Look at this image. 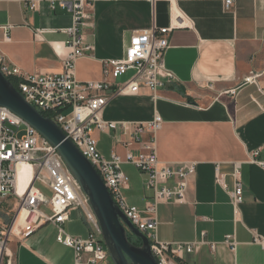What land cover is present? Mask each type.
I'll return each mask as SVG.
<instances>
[{
	"label": "crops",
	"instance_id": "1",
	"mask_svg": "<svg viewBox=\"0 0 264 264\" xmlns=\"http://www.w3.org/2000/svg\"><path fill=\"white\" fill-rule=\"evenodd\" d=\"M30 1L0 0V52L24 74H60L72 15L57 0H40L37 10H26ZM177 13L184 27L170 34L165 56L176 81L165 82L155 93L143 88L137 96L113 98L104 119L147 121L158 113L164 121L158 134L160 160L197 163L187 202L158 206L159 240L196 244L182 264H264V247L255 243L256 238L264 241V168L253 162L264 161V0H233L229 10L225 0H97L90 27L83 30L94 50L77 61V78L103 81L104 61L123 57L133 32L171 27ZM37 30L43 35L37 37ZM126 75L118 83L127 82ZM253 75L255 82L248 83ZM97 131L93 135L103 158L110 160L113 152L126 154L129 133ZM131 148L137 154L138 148ZM237 164L244 201L236 223L229 191ZM132 167L124 164L122 170L126 174ZM139 175L143 183L134 189L136 197H126L133 191L130 179L123 193L130 205L143 210L153 193L146 191L145 176ZM220 175L228 190L217 182ZM13 200L0 209L5 224L12 219L16 204L7 205ZM47 226L54 231L48 233ZM62 227L84 240L91 230L81 210H72ZM57 234V227L48 223L26 239L13 237L10 248L17 264H65L64 249L73 254L74 264L73 250L58 243ZM232 235L238 241L236 252L224 243ZM209 243L216 244L214 251ZM100 264L115 263L109 255Z\"/></svg>",
	"mask_w": 264,
	"mask_h": 264
},
{
	"label": "built area",
	"instance_id": "2",
	"mask_svg": "<svg viewBox=\"0 0 264 264\" xmlns=\"http://www.w3.org/2000/svg\"><path fill=\"white\" fill-rule=\"evenodd\" d=\"M40 0L25 4V9L37 10ZM97 0H57L58 5L71 13L73 24L65 32L69 39L63 44L67 50L64 70L60 74H24L18 67L11 66L0 52V72L8 80L17 82V90L25 100L43 115L54 121L82 154L92 163L101 176L106 188L121 212L149 240L151 252L158 264H182L185 255L195 252L193 243H166L158 238V206L160 204L187 202L190 181L197 170L196 162L169 164L162 162L158 154V134L163 118L154 113L147 121H107L104 112L116 97L139 95L141 89L156 92L165 82L176 81V75L167 69L165 56L169 49V36L184 27L175 14L171 27L137 30L121 58L104 61L105 79L99 82H83L76 75L77 61L90 55L94 47L86 42L83 30L90 27V18ZM233 0H225L229 10ZM55 8L53 2L52 5ZM6 30V28H4ZM37 37L43 31L37 30ZM133 71L127 82L120 84L122 76ZM257 75L246 81L255 82ZM111 79V81H109ZM235 93V91H231ZM119 131L130 134L125 142L124 156L113 152L106 160L98 150L94 131ZM117 140V139H116ZM121 143V140H117ZM131 146H136L137 154ZM258 152L254 157L258 156ZM254 163L264 168V161ZM28 165L33 170L31 184L23 195L18 193V167ZM124 164L134 166L145 176V189L153 193L143 210L130 205L123 191L129 187V178L123 172ZM234 188L229 191L236 223L239 221L240 206L244 201V185L240 165L232 174ZM42 181L52 192L48 197L37 188ZM217 182L226 190L224 176ZM15 198L13 217L9 224L0 221V264H17L16 255L10 248L13 237L26 239L37 229L51 223L58 229L57 242L73 250L74 264H100L109 257L103 242L102 229L89 200L71 173L57 148L44 139L34 128L5 108H0V209L9 198ZM45 206L51 215L42 211ZM72 210H81L91 230L87 238L70 236L62 226L70 218ZM24 217L23 224L19 225ZM224 243L236 252L238 241L234 235L227 236ZM255 243L264 247V241L256 238ZM211 249L215 243H209Z\"/></svg>",
	"mask_w": 264,
	"mask_h": 264
},
{
	"label": "water",
	"instance_id": "3",
	"mask_svg": "<svg viewBox=\"0 0 264 264\" xmlns=\"http://www.w3.org/2000/svg\"><path fill=\"white\" fill-rule=\"evenodd\" d=\"M0 108L21 118L57 148L89 200L101 226L104 244L115 264H158L148 238L121 212L92 163L61 128L28 103L1 72ZM129 234L138 238L142 246L132 245L128 240Z\"/></svg>",
	"mask_w": 264,
	"mask_h": 264
},
{
	"label": "rangeland",
	"instance_id": "4",
	"mask_svg": "<svg viewBox=\"0 0 264 264\" xmlns=\"http://www.w3.org/2000/svg\"><path fill=\"white\" fill-rule=\"evenodd\" d=\"M133 71H130L126 76H125V80L126 79H128V78H130L132 75H133ZM97 132H99V131H97ZM103 140H108L107 138V136L106 135H103ZM109 145V144H108ZM109 147V146H108ZM125 172H126V174H127V176H128V178L131 180V185H132V188H133V191L130 193V196H128V194H127V196L126 197H129V199H130V197H131V199L133 198L134 199V197H136V194L134 193V189H139L141 186H142V183H143V179H142V177L139 175V171L135 168V167H132V169L131 170H125ZM36 186H37V188L38 189H40L45 195H47L48 197H51L52 196V192H51V190L49 189V187L48 186H46L45 185V183L44 182H42V181H39V182H37V184H36ZM126 195V194H125ZM13 203V204H12ZM17 203V201L16 200H13V201H11V202H9L8 203V205H7V207H13L15 204ZM11 204V205H10ZM13 209V208H12ZM6 210H8V208L6 209ZM42 211L45 213V214H47V215H51V209L50 208H47V207H45V206H43L42 207ZM1 214V213H0ZM13 212L11 213V217H13ZM1 217V216H0ZM47 227H50V228H47ZM46 228H47V232L49 233V232H53L54 231V229H53V227H51V226H47ZM54 234L56 235V232H54ZM56 240V239H55ZM56 242V241H55ZM104 242V241H103ZM110 255V254H109ZM72 257H73V254L71 253V251L70 250H68V249H64L63 251H62V258H63V261H64V263L65 264H70V261L72 260Z\"/></svg>",
	"mask_w": 264,
	"mask_h": 264
},
{
	"label": "bare ground",
	"instance_id": "5",
	"mask_svg": "<svg viewBox=\"0 0 264 264\" xmlns=\"http://www.w3.org/2000/svg\"><path fill=\"white\" fill-rule=\"evenodd\" d=\"M33 179V170L30 166L24 164L18 167V193L23 195ZM24 217L21 218L19 225L23 224Z\"/></svg>",
	"mask_w": 264,
	"mask_h": 264
},
{
	"label": "trees",
	"instance_id": "6",
	"mask_svg": "<svg viewBox=\"0 0 264 264\" xmlns=\"http://www.w3.org/2000/svg\"><path fill=\"white\" fill-rule=\"evenodd\" d=\"M11 82L13 83V85L17 88V82L15 81V80H11ZM44 116H48V115H45L44 114ZM128 240H129V242L132 244V245H134V246H136V247H141L142 246V242L138 239V238H136V237H134L133 235H131V234H129L128 235Z\"/></svg>",
	"mask_w": 264,
	"mask_h": 264
}]
</instances>
